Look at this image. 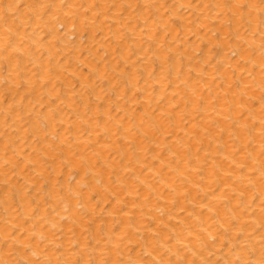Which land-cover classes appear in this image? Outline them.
I'll list each match as a JSON object with an SVG mask.
<instances>
[{"label": "bare ground", "instance_id": "bare-ground-1", "mask_svg": "<svg viewBox=\"0 0 264 264\" xmlns=\"http://www.w3.org/2000/svg\"><path fill=\"white\" fill-rule=\"evenodd\" d=\"M239 2L0 0V264H264Z\"/></svg>", "mask_w": 264, "mask_h": 264}, {"label": "snow or ice", "instance_id": "snow-or-ice-1", "mask_svg": "<svg viewBox=\"0 0 264 264\" xmlns=\"http://www.w3.org/2000/svg\"><path fill=\"white\" fill-rule=\"evenodd\" d=\"M229 7L235 6L237 7L238 10H247L251 7H253V5L251 3H240L239 0H237V3L235 5H228ZM261 11L264 12V0H262V6H261ZM11 47V45H9ZM262 111H264V109H262ZM262 126H264V120L261 121Z\"/></svg>", "mask_w": 264, "mask_h": 264}]
</instances>
